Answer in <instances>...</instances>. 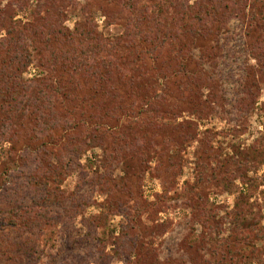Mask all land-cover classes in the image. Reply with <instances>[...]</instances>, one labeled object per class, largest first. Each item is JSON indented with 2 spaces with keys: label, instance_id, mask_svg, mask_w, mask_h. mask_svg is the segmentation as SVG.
I'll use <instances>...</instances> for the list:
<instances>
[{
  "label": "rangeland",
  "instance_id": "rangeland-1",
  "mask_svg": "<svg viewBox=\"0 0 264 264\" xmlns=\"http://www.w3.org/2000/svg\"><path fill=\"white\" fill-rule=\"evenodd\" d=\"M8 69L0 264H264V0H0Z\"/></svg>",
  "mask_w": 264,
  "mask_h": 264
},
{
  "label": "trees",
  "instance_id": "trees-1",
  "mask_svg": "<svg viewBox=\"0 0 264 264\" xmlns=\"http://www.w3.org/2000/svg\"><path fill=\"white\" fill-rule=\"evenodd\" d=\"M54 40L52 41V38H49L46 43L49 46V49L55 51L56 53L61 52L62 49L69 44L70 40L73 39V37H68L67 34H64L62 31H54ZM197 35H200L199 32H197ZM59 38H61V40H59ZM123 37H120V40H122ZM60 41L61 45L65 44L64 46H61L59 43V48L58 50L54 49V46H52L53 43ZM75 48H70L67 49L65 48V56H61L58 55L56 56L55 52H52L53 55V60L51 61L52 63V67H51V72H54L55 74V79L53 80V78H47L43 80V83L40 85L42 87V90L46 91H41L44 92L43 93V97L46 100V104L47 107L50 112H52V115H55L56 111L58 110L57 108V104L55 102V100H57L54 97V93L56 91L58 92L59 97L62 99V101L64 102V97L68 95V87L65 85L63 76H60L59 74H57V67L56 64L61 61V66L63 67L64 70H68L69 71V76H70V82L72 81H76V78L79 77L80 75L82 76H95V74H97V71L93 72L96 68L93 66V58H91V60L86 58V55L84 56H80L78 57L76 54H73ZM111 64V61H106V65ZM50 72V71H49ZM98 75L102 76V73L98 72ZM60 76V77H58ZM76 77V78H75ZM139 78V77H138ZM134 80V78H133ZM23 84L21 78L16 74V71L14 69L10 70L8 69L7 71H2L0 72V88L3 89L5 92H7V94H10L12 96H18V92L19 87ZM147 84V83H146ZM73 85V83H72ZM103 85V84H102ZM101 84H97L96 83V87H100L102 86ZM136 85L141 88L140 83L138 81H136ZM101 88V87H100ZM150 90H152L151 88H147V90H145V93L143 95H149L150 94ZM51 93V94H50ZM20 96V95H19ZM149 98V96H147ZM63 102H61V104H64ZM36 103H40V99L37 98V100L35 99L34 104ZM46 104H44L42 106V104H40V108H43L46 106ZM118 105V106H117ZM116 105V108H121L122 106H124L123 102H119ZM45 112V109L42 111L41 109H38L35 113L36 116L41 115L44 116L43 113ZM68 115V114H67ZM61 114H58L59 119L61 118ZM64 116V115H63ZM62 116V117H63ZM68 116L64 119L68 120ZM39 118H37L38 120ZM62 119V118H61ZM65 121V120H64Z\"/></svg>",
  "mask_w": 264,
  "mask_h": 264
}]
</instances>
